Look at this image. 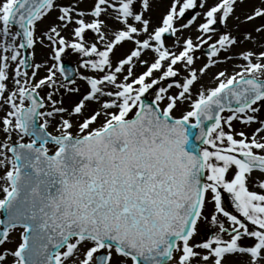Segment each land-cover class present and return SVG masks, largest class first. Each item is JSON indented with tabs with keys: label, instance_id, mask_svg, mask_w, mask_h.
I'll list each match as a JSON object with an SVG mask.
<instances>
[{
	"label": "snow or ice",
	"instance_id": "obj_1",
	"mask_svg": "<svg viewBox=\"0 0 264 264\" xmlns=\"http://www.w3.org/2000/svg\"><path fill=\"white\" fill-rule=\"evenodd\" d=\"M244 2L169 0L153 27L150 0H94L88 11L79 0H0V264H264V179L259 192L247 186L254 171L264 175L255 115L264 110V50L232 54L256 42L253 32L264 36V0L236 15ZM54 10L39 39L54 63H31L36 25ZM189 29L195 39L183 35ZM68 50L91 75L65 69ZM198 52L206 62L197 68ZM233 59L241 63L232 74L219 71L214 87L193 93ZM65 93L75 96L67 107ZM234 121L258 126L246 133ZM202 221L213 232L194 241Z\"/></svg>",
	"mask_w": 264,
	"mask_h": 264
},
{
	"label": "bare ground",
	"instance_id": "obj_2",
	"mask_svg": "<svg viewBox=\"0 0 264 264\" xmlns=\"http://www.w3.org/2000/svg\"><path fill=\"white\" fill-rule=\"evenodd\" d=\"M211 0H208V2H210ZM151 2V11L148 14L150 16V18L152 19L153 23H156L159 19V14L161 13V11L163 10V8L165 7V5L167 4L168 0H150ZM56 3L58 5H62V6H68L71 3H77V0H57ZM257 3V0H245L244 4L242 6H239L236 8V15H242L243 13H245L246 11L250 10L252 8V6ZM94 5V0H79V3L77 4V7L79 10H83V11H88L90 10ZM57 11H52L47 17H45L42 21L38 22L36 25V31H35V35L37 37V43L35 45L34 50H28L29 54H32V52L34 51V57L32 59V63H39V64H44L45 62H47L49 65L54 63L53 61H51L49 59V56L51 54L50 52V48L46 47L45 45L48 44V41L45 40L44 44H40L39 43V39L41 38L42 34L48 30V28L53 24V22L55 21V17L57 16ZM44 22V23H43ZM39 23H43V24H39ZM236 23V21L234 20L232 22V20L229 21V30H232L233 35H238V33L236 32L235 28L233 27V25ZM253 25L249 24V25H242L240 27V31L244 32V31H252L253 30ZM225 29H223L224 31ZM190 30L185 31L184 33H190ZM183 33V35H184ZM194 34H192L193 36ZM253 36L255 37L256 42L255 43H244L242 45H238L236 47H234L232 49V54H238L240 51L242 50H247V49H251L253 51L259 52L261 50H264L260 47H258L257 45L260 43H264V36H260L257 35L256 33L253 32ZM86 40V38H85ZM88 41V40H87ZM174 44V38L172 39V43H171V47H173ZM129 47H131L130 45H125V49L127 50ZM72 52L71 50H68V52L62 57H68L70 56L73 59L78 58L79 56L77 54H73V56L71 55ZM225 54L222 53L221 54V58H223ZM197 56H199L197 54ZM76 57V58H75ZM144 59H148L147 56L143 57ZM204 62H206V60H204L201 56L200 59H198L196 61L195 67H200ZM241 63V61H239L238 59H233L231 61H228L226 63H219L217 65H215L214 67H212L210 70H208L206 72V74L203 77H200L198 80V83L194 86L193 88V93L195 94L196 90L199 89L201 86H203L204 88H209L210 86H212L213 84L215 85V81H213L212 77L215 73L219 72V71H226L228 74H232L234 71V65ZM136 69H139V66L136 67ZM238 70V69H235ZM78 72L80 73H84L86 75H91V73L87 72L84 69H80L78 70ZM45 71L43 68H41L38 72V76L37 79H39L40 77H43L45 75ZM183 75V73H182ZM261 79H264V75H262L260 77ZM179 79V78H178ZM57 80H61L58 76H57ZM77 84L80 86L81 88V92L84 91V83L82 81H77ZM13 85L11 83H9V89H12ZM46 91H52V89H41L40 93L41 96H44ZM62 92V90H61ZM66 93L63 94V100L66 99ZM72 95V94H71ZM73 96V101L75 100V96ZM55 99L59 100L61 99V94L60 92H58L55 96ZM65 107H67L64 104ZM92 107V106H90ZM183 107V106H181ZM7 110V106L5 105L4 108H0V117H3L5 114V111ZM257 116L258 119L260 120H264V113H256L255 114ZM55 123V121L53 122V124ZM233 125L235 127V129L237 131L243 130L246 133H251L258 125L253 124L251 126H244L241 125L239 123V121H234ZM49 132L53 131L52 126L49 127L48 129ZM55 134V133H53ZM4 139V135L2 133H0V140ZM16 139V136L13 135V141ZM25 143H27L28 141H23ZM3 170L0 169V175H2ZM258 179H264V175H262L259 172H253L251 174V176L249 177V180L247 182V186L248 188H253L254 191L259 192L260 190L255 186ZM207 230V229H206ZM211 231V230H210ZM209 231V232H210ZM17 234H12V237H16ZM18 237V236H17ZM18 241V240H17Z\"/></svg>",
	"mask_w": 264,
	"mask_h": 264
},
{
	"label": "rangeland",
	"instance_id": "obj_3",
	"mask_svg": "<svg viewBox=\"0 0 264 264\" xmlns=\"http://www.w3.org/2000/svg\"><path fill=\"white\" fill-rule=\"evenodd\" d=\"M57 1V0H56ZM168 2H169V0H168ZM168 2H167V4L165 5V7L163 8V10L161 11V13L159 14V17L164 13V11L166 10V8H167V5H168ZM215 2V0H211L210 2H209V4H212V3H214ZM190 15V14H189ZM85 19L87 20V19H90V17H85ZM102 19H103V17H102ZM186 19H187V16H186ZM234 20H232V22H233ZM158 22V21H157ZM157 22L156 23H152V26L153 27H155L156 26V24H157ZM259 22V21H258ZM44 23V22H43ZM43 23H39V24H43ZM70 29H71V26H69V29H67V30H63L62 31V35L65 37V39H70ZM191 32L188 34V33H184V36L185 37H188V36H190V37H192L193 39H195V35H196V33H195V31H194V29H189ZM220 30L221 31H223V28H222V26L220 27ZM13 31H15L14 29H13ZM187 31V30H186ZM192 34H194L193 36H192ZM85 38H86V41L87 42H89V43H92L93 41H94V39H95V37H94V34L93 33H91V32H87V33H85ZM172 39L173 38H166V45L168 46V47H171V43H172ZM30 51V50H29ZM125 51H127L125 48H122V49H119L117 52H116V54H115V56H113V60H116L118 57H120ZM71 53V55L73 56V52H70ZM27 54H29V53H27ZM199 56H201V54L198 52L197 53ZM204 60H206V56H201ZM76 58V57H75ZM31 63H32V61H30ZM63 62H68V63H70V64H72L73 66H74V68H75V72H78V70H80L79 68H78V64H79V62H80V57H78V58H76V59H73V58H71L70 56H68V57H65V58H63L62 59V63ZM139 70L138 69H135V71L137 72V73H139V72H141V71H143V69L139 66ZM85 70V69H84ZM90 73V72H89ZM57 76L60 78V79H62V77H60L59 76V74H57ZM215 85L213 84L212 86H210V87H214ZM209 87V88H210ZM67 94V93H66ZM151 97H149V99H150ZM73 103V96L71 95V94H67L66 95V99H64V104L66 105V106H69L70 104H72ZM93 107V106H92ZM184 110H186V106H183V107H180V108H178L177 110H176V112L174 113V115H176V116H179L180 114H181V112L182 111H184ZM260 113H264V110H261L260 111ZM225 115H227V113H225ZM25 141H28V138H25L24 139ZM3 173V172H2ZM249 190L250 191H253V192H256V191H254V189L251 187V188H249ZM0 198H2V193H0ZM224 204V206L226 207L225 209L227 210V211H229L230 213H232V214H235V209L232 207V201H231V198L227 195V194H223L222 195V205ZM208 209L210 210L211 209V205H209L208 206ZM251 227V226H250ZM207 229V230H206ZM211 230V231H210ZM210 231V232H209ZM212 232H213V229L211 228V226L210 225H208L207 223H205V222H200V224H199V226H198V232H197V236L196 237H194V241H203V240H205L208 236H210L211 234H212ZM14 234H17V236H18V233H14ZM10 237V240L12 241V243H8L7 245H6V247H8V248H13L14 246H15V242H17V240H18V237ZM242 243L243 244H247V245H250L251 243H252V241L251 240H244V241H242Z\"/></svg>",
	"mask_w": 264,
	"mask_h": 264
}]
</instances>
